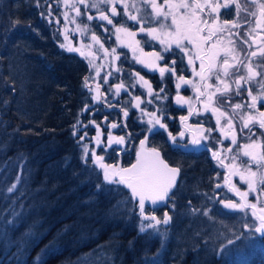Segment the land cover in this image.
<instances>
[{"label":"trees","instance_id":"16d2710c","mask_svg":"<svg viewBox=\"0 0 264 264\" xmlns=\"http://www.w3.org/2000/svg\"><path fill=\"white\" fill-rule=\"evenodd\" d=\"M47 4L0 0V264H135L156 254L158 231L141 233L137 202L83 159L78 137L95 120L85 68L60 46Z\"/></svg>","mask_w":264,"mask_h":264},{"label":"flooded vegetation","instance_id":"af4514ba","mask_svg":"<svg viewBox=\"0 0 264 264\" xmlns=\"http://www.w3.org/2000/svg\"><path fill=\"white\" fill-rule=\"evenodd\" d=\"M158 2L162 3L163 0H158ZM213 2L230 5L227 10L220 9L218 23L227 19L229 22L238 20L241 25L232 29V33L238 34L231 36L235 42V48H232L227 39H222L217 45L216 51L219 52V56L217 57L216 70L220 72L221 80H225L231 86V91L223 97L216 92V88L219 86L223 89L224 85L220 80H217L215 75L209 76L206 80H201L200 76L196 75L200 71V60L195 59L197 51L195 48L188 45L189 54L193 56L194 60L193 64H189L188 55L181 52L174 43L171 44L168 51H165L167 44H161L160 41L161 39L165 41L170 39L165 34L167 29L161 30L157 39H152L147 31H140L142 26L145 29L159 28V24L146 15L152 10L143 0H118L114 6L119 14L114 17L111 16L110 11L113 5L101 4L100 10H104L110 16L113 24L99 20L100 12L97 8L87 7L85 10L80 9L83 15L77 16L75 22L67 20L69 29L65 26L66 21L63 18L59 19V25L62 34L61 45L79 48L84 52L82 56L79 52H69L67 47H62L66 52L72 53L76 58H80L86 63L87 88L91 95L89 108L92 110L95 120H86V124L89 125L85 129L89 134L82 133L83 139L79 141L83 143L82 148L84 145L88 146V157H90L95 171H102V169L93 162V151L97 156L104 157V163L126 168L140 150V141L145 140V149L155 148L170 167L180 169L176 186L170 193V198L158 205L157 208H163L169 201L182 199L183 206L174 217L189 226L196 220H200L202 223L208 220L219 223L221 232L217 235L219 241L215 243L225 246L229 240L261 239L262 236L259 233H254L251 229L244 228L246 223H255L250 211L246 214L225 209L220 200L231 199L239 202V197L229 191L225 178H230L232 184L240 188L241 191L247 189V185L241 182L238 175H230L234 164L241 166V162L248 159L242 155L235 161L232 159L237 155L239 146L249 143L248 129L241 131L240 115L252 111L254 115L258 116V111H264V101L258 102V111L245 107L233 113L232 106L237 103L244 105L251 103L247 91L249 87H251L253 95H257L261 91L259 82L264 81V59L261 58L259 49L264 48V21L257 24L259 11L255 7L252 8L257 12L255 17L248 15V11L236 15V4H248L251 7V0H213ZM259 2H264V0H259ZM125 3L135 4L136 8H139L137 11L136 8L129 7L128 14L142 17L140 23L128 18V14L124 12ZM226 11L227 15H225ZM88 15L93 16V19L88 20ZM118 21L119 23H117ZM81 23L88 25L87 32H82L77 27ZM165 23L170 24V20ZM121 25L135 35H128L123 31L116 32V28ZM250 28L255 31L249 36ZM93 33L99 37V43L91 39ZM206 34L207 29L202 35ZM219 38L218 34L212 42ZM244 39H248V44L243 42ZM89 45L91 47H87ZM113 49H115L114 53ZM209 49L210 43L203 44L204 52H208ZM225 49H232L228 61L230 65H236L229 69L230 73H235L229 77L223 76L222 61ZM252 51L258 53L256 57H250ZM154 53H159L164 59L156 60ZM173 60L176 62L175 64L172 63ZM139 61H144L146 64L155 63L158 67L153 71ZM240 61L250 62L257 75L254 77L255 83L250 82L243 85L241 94L236 95V86L232 81L237 76L247 74L246 69L240 65ZM205 64H207V59ZM160 67L171 69V71L166 70L161 76ZM180 76L190 83L185 84L180 81ZM140 77H143L151 85V94ZM177 84H180L179 89L176 87ZM118 85H123L119 91H117ZM201 92L204 93L203 96L200 95ZM213 93H215L214 102L206 110L205 105L208 102V97ZM177 95L184 97L189 103L178 104ZM137 97H139L138 100ZM137 104L139 107H136ZM190 106L193 110L192 115H189ZM215 107H219L220 111L229 114L232 118L233 128L227 126L229 117H222L220 124L217 125L218 113L214 115L212 112V108ZM125 111L128 113L127 116L124 115ZM152 113H155L156 117L167 125V131L159 128V125L154 127L149 123V120L153 119ZM182 116H187V121H182L180 119ZM113 124L117 127H112ZM201 129L205 130L203 136H201ZM207 129H211V132H207ZM252 130L255 133L251 137L252 140L264 141V136H261V132L264 130L259 129L258 125H254ZM169 132L173 137H176L175 142L169 137ZM181 132L184 133L183 137L179 135ZM233 134L237 139L235 145L231 142ZM146 135L147 138L144 139ZM97 137L99 143H97ZM110 137L112 140L124 137V143L116 144L110 140ZM193 139H199L200 145L193 146L191 143ZM229 148L232 149L231 152L228 151ZM213 152L220 154L224 166L213 158ZM182 171H188V175L183 176ZM210 171H215L211 180L208 178ZM217 184L220 185L219 188ZM187 198L189 199L186 200ZM249 199L251 200L253 197L250 195ZM189 205L191 210V205H195L198 211L191 214L186 209ZM204 211L209 212L208 216L202 214ZM236 229L237 232H234ZM202 234L200 233L199 236ZM203 242H206V239ZM219 253V248L211 250L209 254L205 251H198L195 254L199 261L194 260L193 264H207L212 254L215 256Z\"/></svg>","mask_w":264,"mask_h":264},{"label":"snow or ice","instance_id":"6c2138e0","mask_svg":"<svg viewBox=\"0 0 264 264\" xmlns=\"http://www.w3.org/2000/svg\"><path fill=\"white\" fill-rule=\"evenodd\" d=\"M65 5L70 7L75 11L76 16H81L80 8L78 5H85V7L97 8L100 12L98 19L107 21L108 24H113V20L110 18L108 14L104 10H100L101 4L113 5L110 8L111 16H117L119 13L117 12L114 4L118 2V0H92L89 5L88 0H73L72 3H69V0H64ZM143 2L151 7V13H147L148 17H151L152 20L159 24V28L150 27L145 29L143 26L140 28L141 32L147 31V34L152 37V39L158 38V33L161 30L167 29L166 35L170 38L168 41L161 39V44H167L165 47V51H168L171 44H175L176 47L181 51L188 55V63L193 64V56L190 55V49L188 45H191L192 48H195L197 51L195 53V59L200 60V71L196 73V75L200 76L201 80H206L211 75H215L217 80L224 85L223 89L219 86L216 88V92L219 93L221 97L227 95L231 91V86L225 80H221L220 72L216 70L217 68V57L219 56V52L216 51L217 45L221 42L222 39H227L229 44L232 45V48H235V42L231 39L232 35H238L232 33L233 28L240 27V23L238 20H233L229 22V20L225 19L223 22H219V12L221 8L229 9L230 5L228 3L220 4L214 3L213 0H163L162 3L158 2V0H143ZM129 7L136 8L135 4L129 5L127 3L124 4V12L128 14ZM258 8L259 17L257 19V24L264 21V2H259V0H251V7L248 4L237 3L235 6L236 15H239L240 12L248 11V15L257 16V12L253 11L252 8ZM139 11V8H136ZM206 13V18H205ZM216 15H213V14ZM227 15V11L225 12ZM65 19L68 20V13H64ZM128 18L132 21H136L140 23L142 21V17H138L136 15L128 14ZM88 20H92L93 16L88 15ZM245 19H247L245 17ZM170 20V24H166L165 21ZM211 21V23H210ZM71 22H75L72 20ZM57 23L59 21L57 20ZM119 23V21L117 22ZM77 27L82 32L88 31V25L85 23L78 24ZM207 29V34L205 33ZM107 31V29H105ZM125 32L128 35H135V33L128 32L126 28L121 25V27L116 28V32ZM255 29H249L248 34L251 35ZM218 34L220 38L215 42L213 41L214 37H217ZM223 34H227L226 36ZM67 38V37H66ZM91 39L99 43V37L93 33ZM119 39V37H118ZM245 44H248V39H244ZM139 43V42H137ZM210 49L208 52H204L203 44H209ZM61 47H67V51L69 52H79L82 56L84 52L79 48H74L71 46H66L64 44ZM87 47H91L90 45ZM103 47V45H101ZM251 47V45H249ZM106 51V50H105ZM232 49H225L224 57L222 61L223 68V76L229 77L230 75H234L235 73H230L229 69L236 67V65H230L228 61V56L231 54ZM115 49H113V53ZM203 53V54H202ZM256 51H252L250 53V57L257 56ZM259 54L262 59H264V48L259 49ZM156 60L164 59L159 53L153 54ZM118 58V57H117ZM207 59V64H205V60ZM235 59V57H234ZM91 62V61H90ZM144 64L145 67H148L150 70H156L158 65L155 63L146 64L144 61H139ZM173 64L176 62L173 60ZM242 67H244L247 71L246 75L237 76L236 79L232 81V83L236 86V95H240L243 90V85L249 84L250 82L255 83L254 77L257 75L253 71L252 64L244 63V61L239 62ZM171 69H166L165 67H160L159 72L161 76L164 75L165 71ZM239 71V68H237ZM138 75V74H137ZM143 81L144 85L148 87L149 94H151L152 89L151 85L148 81L144 80L143 77H140ZM180 81H183L185 84L190 83L185 80L183 76L179 77ZM88 77L84 78V87H87ZM243 82V84H242ZM261 91L257 95H253L251 87L247 89L248 95L251 98V103L244 105L237 103L232 106L233 113L237 110L243 109L247 107L250 110L258 111V102L264 101V81H260ZM123 87V85L117 86V91ZM176 87L179 89L180 84H177ZM201 96L204 95L203 92L200 93ZM215 93L208 97V102L205 105V109H208V106L212 104L213 97ZM139 97H137V100ZM218 99V98H217ZM177 103L185 104L189 103L188 100H185L184 97L177 95ZM139 107V104L136 105ZM213 114H217V125L220 124L222 117H229L227 120V126L229 128H233L232 118L229 116L227 112L220 111L219 107L212 108ZM193 114V110L190 106L189 115ZM125 116L128 113L125 111ZM153 119L149 120L150 124H153L155 127L159 125V128L167 131V125L161 122L160 118L156 117L155 113L151 114ZM182 121H187V116H182L180 118ZM240 120L242 122L241 131L243 129H248L249 131V143H246L242 146L238 147L237 155L233 156V161L237 160L240 155L247 157V161H242L241 166H236L235 164L232 167L230 175H238L240 177L241 182L247 185V189L241 191L236 185L232 184L230 178H225V183L229 186V191L233 192L237 197H239V202L231 199H223L220 200V203L224 206L225 209H229L232 211L244 212L247 214L250 211L251 217L254 219L255 223H246L244 224V228L251 229L254 233H259L264 236V141L252 140L251 137L255 135L253 132V126L258 125V128L264 130V111H258V116L254 115L252 111H249L247 114H241ZM112 127H117V125L113 124ZM152 131V129H149ZM203 129H201V136L204 134ZM207 132H211V129H207ZM87 135V133H85ZM169 137L175 142L176 137H173L172 134L168 133ZM181 137L184 136V133H179ZM261 136H264V131L261 132ZM227 138V136H226ZM80 139H83L81 137ZM97 143H99V138L97 137ZM110 140L112 138L110 137ZM112 142L116 144H123L124 137H118L112 140ZM232 144H237L236 135L233 134L231 136ZM193 146L200 145L201 141L199 139H193L191 141ZM145 140L140 141L141 150L136 153V163L132 164L130 168L118 167L116 165H111L104 163L103 156H97L95 152H92V156L94 157V163L98 165L100 169L103 171V180L108 184H117L122 185L126 189L129 190L130 199L137 202L139 215L142 218V221H149L147 225L141 223L139 231L141 233L146 231V228L155 229L159 224H168L171 217L168 216L167 213L164 214L163 220L158 219L155 215H148L145 212L146 202H149L150 205H157L158 202L166 201L170 198V193L172 189L176 186L177 176L179 174L180 169L176 167H170L160 156L159 151L155 148L153 149H145ZM187 147V146H185ZM85 162L89 155V149L87 145H84L83 148ZM229 152L232 151L231 148L228 149ZM213 158L218 160L222 166L223 160L220 159V154L218 152H213ZM219 188L220 185L217 184ZM16 188V184L11 185L7 191L9 193L13 192ZM97 188H100V185H97ZM250 195L253 199H249ZM156 209H152L155 211ZM239 239V237H238ZM229 244H232L233 241L229 240Z\"/></svg>","mask_w":264,"mask_h":264},{"label":"rangeland","instance_id":"374dc122","mask_svg":"<svg viewBox=\"0 0 264 264\" xmlns=\"http://www.w3.org/2000/svg\"><path fill=\"white\" fill-rule=\"evenodd\" d=\"M46 2L49 3L48 10L50 11L51 15H53L52 9H57L59 17L63 18V20L66 21L65 26L68 27L67 29H69L70 26L67 24V20L65 19L64 13H68L69 21H75V18L77 17L75 11L72 10L70 7H67L65 5L64 0H46ZM72 2L73 0H69V3ZM88 2L90 5L92 0H88ZM78 7L80 9H86L85 5H78ZM51 17L58 20L56 17ZM78 139L81 141L80 136L78 137ZM136 209L137 213L139 214L138 205H136ZM148 223L149 221H146L144 225H147ZM155 229L158 231L159 243L156 248V254L152 257H149V262L151 264L163 263V257L165 255H167L166 258L168 259V264H179L181 261H185L184 263H186V259L188 261V264H193L194 260L199 261V258H196V252L205 251L207 254H209L211 251V248L208 245H204L205 247L203 246L202 248H195L196 252L192 254L194 256L188 255L190 253V250L193 247H196L198 243L197 241L199 238V234L203 231H208L209 234H213L214 232H221L219 223H216L212 220H208L207 223H202L200 220H196L194 224L189 228V225L181 223L174 216L171 217L168 224L161 223ZM234 232H237V229ZM202 235L204 236V234ZM170 241L171 245L168 246ZM232 241V244H226L225 249L222 250L221 248H219V251L220 253H233L235 255L236 260L240 261V263L238 264H242L245 259V256L247 255L245 253L249 252V248H251L255 244V242L252 238H245L243 240L235 239ZM212 249L216 248L213 247ZM200 262H202V260H200Z\"/></svg>","mask_w":264,"mask_h":264},{"label":"bare ground","instance_id":"6f19581e","mask_svg":"<svg viewBox=\"0 0 264 264\" xmlns=\"http://www.w3.org/2000/svg\"><path fill=\"white\" fill-rule=\"evenodd\" d=\"M36 13L37 12L33 10V14H36ZM48 24L51 27H55L58 25L57 20L54 18L49 19ZM76 61H78V59H76ZM81 129L83 130L84 135L85 133L89 134L86 129L84 128H81ZM188 199L189 198H187L186 200ZM182 206H183L182 199H179V200L169 201L167 202L165 206H163V208H158L155 211H150L147 213L151 215H155L158 219H163L165 213H167L168 216H171V217L176 215L179 212V210L182 208ZM202 214L204 216H208L209 212L204 211L202 212ZM130 218L131 216H127L125 219V222H129ZM252 239L254 240L255 244L251 248H249L248 250L249 253L245 256V259L242 262V264H264V236H261V239H257V238H252ZM225 257H226V254L224 252L221 253L218 256V261L216 262V264H219L222 260L224 261ZM135 264H151V263L149 262V257H148V258L142 259L141 261Z\"/></svg>","mask_w":264,"mask_h":264},{"label":"water","instance_id":"95a60500","mask_svg":"<svg viewBox=\"0 0 264 264\" xmlns=\"http://www.w3.org/2000/svg\"><path fill=\"white\" fill-rule=\"evenodd\" d=\"M148 135V134H147ZM147 135L145 136V138L144 139H146L147 138ZM140 150H141V148H140ZM139 150V151H140ZM134 163H136V156H135V159L133 160V162L127 167V168H130L131 167V165L132 164H134ZM161 202H158V204L157 205H159ZM146 204H148L150 207H155V206H157V205H150V203L149 202H146Z\"/></svg>","mask_w":264,"mask_h":264}]
</instances>
